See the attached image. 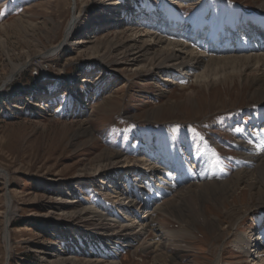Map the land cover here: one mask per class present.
Wrapping results in <instances>:
<instances>
[{
    "label": "rangeland",
    "instance_id": "1",
    "mask_svg": "<svg viewBox=\"0 0 264 264\" xmlns=\"http://www.w3.org/2000/svg\"><path fill=\"white\" fill-rule=\"evenodd\" d=\"M119 1L131 16L135 13L133 20L141 19L148 7L161 11L173 5L172 0H79V30L68 38L65 48L52 55L47 53L66 40L76 1L0 0V264H47L56 249L66 247L77 251L74 258L78 264H88L90 244L96 241L93 232L101 227L93 219L86 222L85 217L63 216L62 201L78 196L85 202L82 207L94 202L106 203L109 208L112 204V209L119 207L124 203L123 189L104 186L108 178L114 184L123 182L124 173L129 175L131 171L133 180H156L157 171L136 172L142 168L136 161L146 157L139 154L148 146L159 150L157 153H163V146H167L170 159L179 152L192 191L184 194L181 203L170 205L167 214L153 216L155 228L173 234L169 251L162 250L163 244L153 230L139 237L132 247L119 248L117 261L214 264L220 261V254L225 264H251L247 263L249 259H257V263V248L251 249L250 257L236 246H244L247 237L264 234V187L249 180L228 195L204 184H229L238 171L255 167L241 158L238 142L256 145L264 152V144L260 147L254 141L264 138V93L256 92L259 85L253 82L262 72L246 78L240 70L232 72L230 66L220 65L208 71L206 83L198 85L179 76L172 78L176 83L168 84L162 81L167 73L165 77H153L149 72L139 75L135 71L138 66H118L115 57L109 58L104 52L95 54L78 44L87 41L106 46L132 38L138 44L149 41L139 36L157 30L154 21L141 26L108 24L122 15L123 5L108 10L105 5ZM181 1V6L175 7L184 18L202 2ZM230 1L242 5L248 13L261 4V0ZM223 2L206 0L208 14L218 12ZM122 32L124 35L119 34ZM16 67L23 71L10 78ZM46 97L52 107L49 112L40 109L43 105L37 106ZM84 129L93 137L84 134ZM106 151L129 157L134 168L124 170L125 160H116L111 170L95 175L100 165L106 164ZM158 165L152 169H158ZM148 183L142 185L147 187ZM64 185L71 195H61ZM7 198L15 213L8 225ZM163 201L153 200L152 206ZM247 209L254 211L233 228L231 213ZM125 212L112 223L116 228L130 224L136 232L135 220L140 221L146 208L140 207L138 214ZM6 234L11 238L9 245ZM43 248L48 251H31ZM100 260L104 264L112 262L105 255Z\"/></svg>",
    "mask_w": 264,
    "mask_h": 264
},
{
    "label": "bare ground",
    "instance_id": "2",
    "mask_svg": "<svg viewBox=\"0 0 264 264\" xmlns=\"http://www.w3.org/2000/svg\"><path fill=\"white\" fill-rule=\"evenodd\" d=\"M75 1V16L72 23L68 26L66 40L57 48H53L47 54L52 53V55H56L55 53L57 51V53H59V51L65 48V45L68 43V38L78 32L81 10L80 6L77 5V1L79 0ZM82 1L83 0H81V2ZM172 1L173 5L171 4L166 6L161 11H157L154 6H152V8L148 7L146 11L142 13L143 16L139 20H133L135 13L131 16L132 12H129V10L124 8L122 1H119L118 4H111L110 2L108 4L106 3L105 8L107 10L109 7L114 6L116 8H121L123 5L122 15L111 19L108 24H124L129 22L132 24L131 26H141L139 24L147 25L150 24V21H154V23H152L154 26L156 25L155 29L157 30L151 32L150 34L139 36V38H149V41L143 44H138L136 38L118 43H109L106 46L87 41H79L77 43L82 44L86 47L87 51L95 54L104 52V54L106 56L108 55L109 58L111 56L115 57L117 61L115 64L118 66L121 64L127 67L132 66L135 68L138 66L135 70L136 74L140 75L149 72L153 75V77H157V75L164 76L167 73L169 76H166V78L162 81L168 84L176 83V79L172 78L179 76L194 80V83H197L198 85L206 83L209 77L208 71L211 68L220 65H224V68L230 66L232 72L240 70L241 73L245 74L244 76L246 78L251 75L253 76V74L256 76L257 73L262 72L261 74H258L261 75V77L258 76L259 78H256V80L254 79L253 82L259 85L256 92L264 93V0H261V4H259L258 7H256L251 13H248L245 7L234 1L223 0L224 2L220 6L219 11H214L210 14H208L206 0H202L198 9H194L188 18H184V16L175 7L176 4H182L183 1ZM140 15L141 14L138 16ZM146 19H148L147 23H145ZM157 24L159 25L158 27ZM124 33L125 32L119 34L124 35ZM88 45L95 46L88 48ZM143 63L147 64L141 65ZM252 68L255 69L253 70ZM22 71V67H16L10 78L16 77ZM10 78L6 83L10 81ZM167 86L168 85L165 87ZM48 100V97L44 98L42 103L37 104V106L39 107L40 105H43L40 109L48 112L51 111L50 108L52 107L47 103ZM83 133L93 137V133L88 131V129H84ZM261 140L264 141V138L260 139L259 137L255 139V144L261 147V145L264 144ZM238 144L242 148L241 158L246 161L248 165H255V167L252 169L238 171V173L234 176L235 178L232 183L228 184L227 182L219 183L218 181H213L208 182L207 184L205 183L204 185H213L216 189H221V194L225 193L228 195L234 191L235 187L245 184L249 182V180H256L254 184L264 187V182L261 180L264 178V152L259 151L260 149L256 145L249 146L242 141L238 142ZM163 147V153H157L159 150L152 148V146H148L143 152L140 154L138 153L139 155L142 154L146 157H141L142 159L140 158V161H136L140 162V166L142 167L140 168L139 166L140 170L136 172L146 173L151 171L152 173H156L157 171L158 175L156 176V180H152L153 182L151 181L148 183L131 179L133 171H131L129 175H125L126 173H124L123 179L121 176L123 182L114 184L115 181L108 178L111 182L108 181L107 185L104 186L105 188L115 185L116 188L119 187L123 189L122 192L124 195L121 200H124V203H122L119 207L112 209V204H109V208L106 203H99L96 205L95 202L91 203L89 207L88 205L87 207H82L85 202L82 198L79 199L78 196L74 197L75 200L67 202L62 201L63 199L60 200L65 203V205L60 207V213L63 216L77 218L79 220L86 218V222L94 220L98 223L97 225L102 228H98V231L93 232V237H96V241L90 244L91 251H89L87 255L91 257L87 261L88 264H104L105 262L100 260L103 255L112 260L109 264H120L117 261V257L119 255V252H117L118 249L132 247L133 243L136 242L139 237L146 236L148 233L153 232V230L157 233L158 239L163 244L162 250L169 251L172 238H174L173 234L164 233L163 230L155 228L153 216L158 212H161L163 215L167 214V211L170 212V205L181 203L184 194L192 191V185L190 183V177L187 176V166L185 167L182 162L183 157L178 154L179 152H174L173 158L170 159L168 158L169 149L167 146ZM123 159L126 163L123 165L124 170L134 168L132 164L129 163V157H126L124 154L119 152L106 151L104 162L106 164L100 165L99 169L95 172V175L111 170L110 166L114 163L113 161H123ZM157 164H159V168L152 169L155 168ZM152 173L150 175H152ZM3 176L6 178L5 175ZM177 177L179 180L175 179ZM184 181L186 182L184 183ZM142 183H148L149 185L145 187ZM60 188L61 191H59L61 195H71L70 193L72 192L70 191V188L65 185ZM170 194H172L171 197H169ZM158 198H161V200L164 199V201L161 205L154 206V208L152 206V202ZM7 201L8 225L15 213L10 209V199L7 198ZM140 207L146 208L147 212L144 216L139 217L140 221L135 220V223H138V229L136 232L131 230L130 224H123L122 227L118 226L119 228H116L117 224L112 223L118 222L117 216L121 215L124 210L127 211L124 213L126 215L128 213H135L136 210L140 209ZM101 208L103 210H101ZM108 210H111L112 213H108ZM251 210L252 212L254 211L253 209H250L249 211L247 209L240 212L241 214L239 212H232V227L235 223H239ZM106 212L108 214H106ZM252 212L250 213L252 214ZM138 213L139 212H136V214ZM105 215L107 217L110 216L111 218L106 220L103 218L106 217ZM105 221H107V223ZM10 239L9 234H6L5 240L7 245H9ZM244 244V246H241L240 244H237L236 246L240 253L249 254L253 248H257L256 250H259L257 253V258L259 259L258 262L256 263L257 259H249L247 263L264 264V238L262 234H254L250 239L247 237ZM45 250H47V248L36 251L32 249L31 251L42 254L48 251ZM75 253H77V251L70 247L56 249L54 251L53 258L49 259L47 264H78L77 259L74 258ZM165 254L166 252L164 255ZM249 255L251 257V254ZM223 257V255L221 256L219 254L220 261L217 260L214 264H225L223 262ZM171 259H173V257H171ZM174 260L175 259L172 261L174 262Z\"/></svg>",
    "mask_w": 264,
    "mask_h": 264
}]
</instances>
